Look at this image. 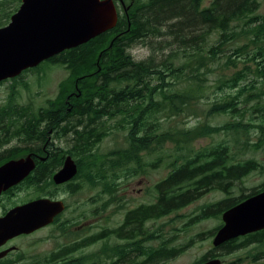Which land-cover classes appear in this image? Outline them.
<instances>
[{
    "label": "trees",
    "instance_id": "obj_1",
    "mask_svg": "<svg viewBox=\"0 0 264 264\" xmlns=\"http://www.w3.org/2000/svg\"><path fill=\"white\" fill-rule=\"evenodd\" d=\"M124 1L130 7L127 13L119 14L113 29L68 50L69 75L60 82L57 96L46 100L45 107L34 110L29 105L17 103L15 89L19 80H13L15 84L11 86L10 96L4 103V109H0V147L18 137L21 148L15 151L19 152V156L43 150L50 128L38 131L35 125L48 116L53 121L56 140L69 135L72 137L68 152L76 156L79 174L90 178L93 184L98 179L102 192L108 194L112 170L125 167L128 157L134 159L141 151L151 153L157 145L168 160L166 164L173 168L164 180L165 192L177 191V185L182 192L178 204H173V199L165 204L164 214L188 204L182 200L185 195L189 198L192 192L200 194L202 189H217L227 196L212 203L208 212L220 216L228 208L264 190L263 181L252 188L250 194L241 192L232 196L236 184L244 182V178L253 171L264 175V161L244 157L248 151L258 152L264 148V119L260 123L242 119L246 109L262 112L264 118V103L261 102L264 96V17L256 14L259 2L212 0L210 5L205 6V0ZM13 5L11 1L0 2V8ZM183 19L190 24L184 25ZM241 19H246L247 27L238 29V26H233ZM213 33L218 35L217 45L210 44ZM152 36L170 38L163 46L160 41L157 48L158 51L169 50V53L159 63L153 61L155 50L152 61L135 60L130 48L135 44H151ZM241 37L248 42L237 46L218 65L237 68L238 63L248 61L254 64V69L245 65L231 77L221 78L218 88L228 90L208 102V107L207 104L206 107L201 105L202 100L210 98L203 84L212 68L210 64L222 61L220 53L228 50L222 47ZM244 55L247 59L240 60ZM252 73L262 78L259 86L254 85L256 80L245 82ZM23 84L28 87L27 83ZM250 89L254 91L250 97L257 103L245 108L240 105L241 97ZM67 100L78 104L73 108L76 120L54 121L55 116L49 115L52 111L49 106L64 104ZM199 110L210 115L231 113L234 120L220 126L164 125L165 120L172 122L178 117L197 114ZM103 114L108 116L107 120L98 123L96 119L101 120ZM252 128L260 134L255 142L250 141ZM222 131L232 132L233 136L199 149L193 143L190 145L194 137H207ZM120 132L124 134L123 145L105 152L98 149L105 136ZM231 141L235 142L234 146ZM172 142L175 147H168ZM233 147L238 151H234ZM17 156L14 154L11 157ZM47 177V174L35 175L36 186L31 187L35 188L38 196L49 193L46 186H40L43 178ZM191 185L195 186L194 191L190 189ZM221 226L222 223L218 228ZM240 238L243 240L239 243V238L228 242L230 249L263 243L264 230ZM254 257V261L258 262Z\"/></svg>",
    "mask_w": 264,
    "mask_h": 264
},
{
    "label": "flooded vegetation",
    "instance_id": "obj_2",
    "mask_svg": "<svg viewBox=\"0 0 264 264\" xmlns=\"http://www.w3.org/2000/svg\"><path fill=\"white\" fill-rule=\"evenodd\" d=\"M114 1L119 14L127 13L130 6L124 0ZM11 4L14 5L10 8H0V28L10 23L13 14L19 10L22 0L18 1V4L13 2ZM68 50L65 49L42 60L38 65L23 70L15 77L0 81V85L8 81L13 82L15 79L19 80L28 72L39 73L41 76L45 73L46 67L60 66L68 71L69 75ZM45 106L46 104L31 108L39 110ZM77 106L78 104L71 103L69 100L60 105L51 104L49 107H52V111H49V115L55 116L54 121L76 120L73 108ZM3 107L4 102L0 103V109H4ZM104 109L106 108L104 107ZM107 117L106 114H103L101 120H96L100 123V121H106ZM38 121L39 124L35 125L38 131L45 127L50 128L43 150H33L19 156V152L15 151L18 149H13L10 144L15 139L20 144L21 141L18 137L0 147V166L11 159L27 155H31L35 162L34 168L22 182L0 194V219L14 208L29 204L42 197L61 200L65 208L54 217L53 221L39 228L13 235L5 240L0 239V264H102V262H104L103 264H165L176 259L191 247L193 248L198 237L197 233L193 231L197 218L209 214L207 211L212 203H205L200 207L198 213L194 210L192 215L190 214L188 223L190 226L192 225V236L187 243H178L181 233L177 230L181 227L175 228L177 230L174 232L172 229L166 230L165 219L181 208L195 204L198 200L206 197L212 191L211 189H202L200 194L192 192L189 198L185 195L182 200L188 204L173 208L169 214L165 215V204L172 199L173 204H178L182 194L178 185L176 186L177 191L165 192L164 180L167 179L173 168L167 164V176L152 181L149 178L150 171L161 169L163 159L160 160L159 167H154L148 160V152L141 151L136 154L137 157L134 159L128 157L125 167L112 170L110 191L107 194L102 192V185L98 179L93 184L90 182L92 181L90 178L79 174L76 156L68 152L71 145L67 144V147L62 148L61 144L54 143L59 140L55 139L52 119L45 116ZM68 137H70V141L66 139ZM66 138L62 140L71 144L72 137L67 136ZM59 142L62 143V141ZM6 146H8L7 149L3 148ZM14 154L18 156L11 157ZM68 156H71L76 162L77 173L63 183H56L54 175L64 167ZM38 173L48 175L47 179L43 178L44 181H41L40 186H46L48 189L46 191L49 193L38 196L35 190L36 194L33 197L19 198L18 192L23 187L36 186L34 181L35 175ZM194 188L195 186L191 185L192 191L195 190ZM203 211L205 213L201 215ZM42 231H47L48 236L38 238L37 234ZM217 231L218 228L214 232H208V235L207 232L199 234L201 239L208 240L202 241L208 243V248H203L206 251L197 258L195 257L192 264H204L212 259H221L222 264H225L226 254L230 250H236L230 249L229 241L215 247L213 240ZM257 260L259 262L264 258L260 257ZM259 263L264 264V262Z\"/></svg>",
    "mask_w": 264,
    "mask_h": 264
},
{
    "label": "water",
    "instance_id": "obj_3",
    "mask_svg": "<svg viewBox=\"0 0 264 264\" xmlns=\"http://www.w3.org/2000/svg\"><path fill=\"white\" fill-rule=\"evenodd\" d=\"M118 19L114 0H22L10 23L0 28V81L15 77L65 49L87 43L114 28ZM34 166L31 155L0 166V194L22 182ZM77 170L76 162L68 156L54 181L63 183ZM64 208L63 201L47 197L18 206L0 219V239L39 228L53 221ZM222 220L213 240L215 247L264 230V190L225 210ZM204 264L222 261L212 259Z\"/></svg>",
    "mask_w": 264,
    "mask_h": 264
},
{
    "label": "rangeland",
    "instance_id": "obj_4",
    "mask_svg": "<svg viewBox=\"0 0 264 264\" xmlns=\"http://www.w3.org/2000/svg\"><path fill=\"white\" fill-rule=\"evenodd\" d=\"M4 0H0L2 2ZM7 2L11 1L15 4H18V1L16 0H6ZM212 0H205L204 5L208 6L211 4ZM258 9L256 11L257 15H261L264 17V0H258ZM174 23V22H172ZM182 23L185 25L190 24L188 23L185 19L182 20ZM188 23V24H187ZM233 26H238V29L242 27H247L246 19H241L238 21H235L233 23ZM153 40L151 44L149 45H139L135 44L133 48H130V53L133 55L135 60H151L152 61V54L155 50L156 56L153 57V61L155 63H159L160 60L164 58V55L169 53L168 51L165 50H160L158 51V46L159 42L161 41V45L164 44L166 40H171L170 38H159L156 36H152ZM217 40H218V35L216 33H213L212 36L210 37V44L217 45ZM246 42H248V39L241 37L234 41L231 44L225 45L222 47V49H228L225 53L221 52L220 57L222 61L216 62L212 61L210 66V72L207 73L206 79H204V89L205 92L210 96L208 100L204 99L201 102V105H204L207 107L210 105L211 101H214L216 98L221 97V95L224 94L227 88H224L223 90L219 89L218 87L220 86L219 80L222 79H227L228 77H231V75L238 69L245 67V65H251L254 69V64L251 62H240L238 63L237 68H225V67H220L218 64L223 63L226 60L227 55L232 54L235 48L239 45H244ZM163 46V45H162ZM252 48L255 47V45H251ZM152 48H154L152 50ZM153 54V55H155ZM246 55L243 56L242 59L240 60H246ZM45 73L40 76L39 73L35 72H28L25 74L22 78L19 79L18 84L16 82V89L15 92L16 94V102L20 103L21 105H29L31 107H38V105H44L46 104V100L55 98L58 94L59 91V84L62 80H64L67 75L68 71L63 69L60 66H54L52 68L46 67ZM224 79V80H225ZM255 86L260 85V78L257 76L255 73H252L248 79L245 80V82H250L253 81ZM258 81V82H257ZM23 83H27L28 87H25ZM15 82H6L4 84L0 85V103H5L7 98L10 96L11 93V86L14 85ZM252 89H250L245 96L241 97V106L243 107H253L252 105L257 103V100L254 99L251 96ZM248 96V97H246ZM248 101L246 102L245 100ZM246 102V103H245ZM264 103V96L263 100L261 101ZM200 108V105H199ZM244 115H243V121L245 122H250V119L252 121H255L257 123H260L264 118L262 115V112H253L251 109H246L244 110ZM234 120V117L231 115V113H217L214 115H210L208 112H203L199 110V112L192 113V115L188 117H183V118H175L172 122L166 121L165 120V127L168 126L169 124L176 125L177 123L181 125L182 127H200V125H205V124H210V125H224L228 122H231ZM229 133V134H228ZM227 131H222L220 133H214L210 136L207 137H194L190 143L197 149L202 148V147H207L211 144H215L218 141H221L224 138H230L232 137V132ZM231 134V135H230ZM70 136V135H69ZM258 137H260L259 131L255 130L254 128L251 129L250 133V141L255 142ZM68 141H70V137L66 138ZM17 139L9 140L13 141L10 144H12L13 149H20L21 145L16 142ZM61 142L55 141L54 143H57L58 145L61 144L62 148L67 147V144L65 143L62 139H58ZM124 141V134L123 132H120L116 135H107L105 138L101 141V143L98 145V149L100 151H109L115 147L123 145ZM232 146L233 143L232 142ZM18 146H16V145ZM14 146V147H13ZM8 146L3 147L7 149ZM18 147V148H17ZM170 148H174L175 144L172 142L170 145H168ZM234 151H238V148L233 147ZM12 152V151H10ZM149 155V162L152 163L154 167H159L161 164L160 160L163 159V163L161 164V169H154L150 171L149 178L152 179V181H157L160 178H163L167 176L168 174V168H167V161L165 160V155L161 152V148H158L157 145H155L154 150L151 153H148ZM244 157L246 158H252L255 157L259 159L260 161H264V148L258 150V152H251L248 151L247 153L244 154ZM155 163V164H154ZM264 181V175H262L259 171H253L250 175L244 178V182H238L239 184H236L234 189L232 190V196L236 195L238 196L241 192H244L246 195L251 193V189L254 187L259 186L262 182ZM35 188H32L31 186H27L26 188L23 187L21 191L19 190L18 192V197L21 199L28 198V197H33L35 195ZM89 195V193H87ZM227 194L223 191L217 190V189H212L210 193L207 194L206 197L202 198L201 200H198L195 204H191L189 206H186L185 208H181L179 211L174 212L172 215H169L166 217V230H171L174 232L175 228L181 227L179 230L181 235L179 237L178 243H187L189 238L192 236V225L190 226L189 222V216L192 215V213L197 211V213L200 210V207L205 204V203H214L222 198L226 197ZM79 199H81L79 197ZM73 200V199H71ZM91 208V207H90ZM89 210V209H88ZM89 212V211H88ZM208 212V211H207ZM204 211L202 212L201 215H204ZM191 214V215H190ZM197 216V215H196ZM222 223V214L220 216H215L211 215L210 213L207 215H204L203 217H200L199 220L196 221V225L194 228V232L197 233L198 237L196 238V242L190 249H188L186 252L181 254L179 257L176 259L167 262L165 264H192V261L200 256V254L204 253L206 249L203 248H208V243L207 242H202V241H208L205 239H201L199 237V234L207 232H212L214 229H217L218 226ZM214 232V231H213ZM166 234H168L166 232ZM48 236L47 231H42L37 234L38 238H45ZM240 240H237V243L241 242L243 239L239 238ZM41 244L39 245V247ZM46 246V245H44ZM200 249H202L200 251ZM254 256H256V259H261L264 258V242L263 243H250L244 246L239 247L236 250H230L226 254L225 258V264H260L259 262H264V260H261L259 262L254 261Z\"/></svg>",
    "mask_w": 264,
    "mask_h": 264
}]
</instances>
